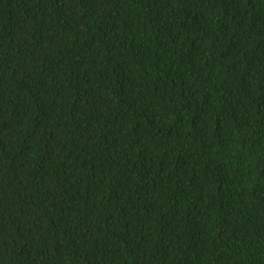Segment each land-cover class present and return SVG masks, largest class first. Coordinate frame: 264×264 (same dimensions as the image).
<instances>
[{"label":"trees","instance_id":"1","mask_svg":"<svg viewBox=\"0 0 264 264\" xmlns=\"http://www.w3.org/2000/svg\"><path fill=\"white\" fill-rule=\"evenodd\" d=\"M0 264H264V0H0Z\"/></svg>","mask_w":264,"mask_h":264}]
</instances>
